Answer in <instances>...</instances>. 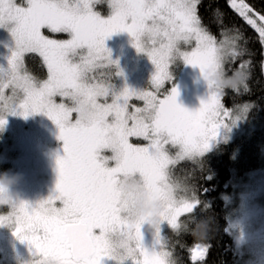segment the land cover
Here are the masks:
<instances>
[{"label":"snow or ice","instance_id":"snow-or-ice-1","mask_svg":"<svg viewBox=\"0 0 264 264\" xmlns=\"http://www.w3.org/2000/svg\"><path fill=\"white\" fill-rule=\"evenodd\" d=\"M198 3L111 0V13L105 18L93 11L91 0H27L24 6L16 0H0V28H6L15 41L8 66L0 67V113H19L25 118L44 113L58 126V138L63 141L53 195L32 206L4 198L0 188V203H11L14 208L18 204L12 214L0 217V226L13 227L17 239L28 243L30 264H103L105 259L114 264H176L172 253L163 250L161 227L153 233L152 249L144 247L141 222L125 219L117 185L121 177H142L153 196L166 201L161 224L166 222L177 234L193 232L200 221L194 210L205 202L198 198L196 186L180 187L185 195L178 199L171 170L180 162H191L202 172L203 158L219 143L221 132L231 131L241 118L231 119L232 111L222 103L227 88L213 91L209 85L208 98L196 111L177 103L175 86L162 97L159 92L165 82H171L170 62L176 58L198 67L207 81L210 74L221 72L227 78L231 64L242 53L235 40L231 50L225 51L228 42L218 43L201 25ZM231 7L264 42V15L255 13L244 0H232ZM42 29L68 33L70 39H49ZM118 32L129 33L136 50L155 65L154 91L127 86L116 91L114 84L89 82V73L105 66V61L115 66L116 76H123L105 46V40ZM192 41L191 51L180 52L181 42ZM28 52H38L46 62L48 78L43 82L24 70L23 57ZM243 86L248 87L247 83ZM6 88L11 89L10 96L3 95ZM232 91L238 93L240 85ZM57 96L69 99L71 106L57 103ZM109 96L112 103L98 102ZM132 97L145 103L128 113L127 101ZM83 105L90 109L87 119L81 116ZM73 112L77 114L74 121ZM5 123L0 118V129ZM132 137L148 143L133 144ZM185 214L192 216L181 221ZM206 252V248L194 250L192 259Z\"/></svg>","mask_w":264,"mask_h":264},{"label":"rangeland","instance_id":"rangeland-1","mask_svg":"<svg viewBox=\"0 0 264 264\" xmlns=\"http://www.w3.org/2000/svg\"><path fill=\"white\" fill-rule=\"evenodd\" d=\"M16 2L24 6L27 0H16ZM91 2L93 3L94 12L105 18L110 15L109 4L111 0H91ZM231 2L232 0H228L230 7ZM100 6H102L103 10L105 9L104 14L98 9ZM233 10L235 11V9ZM254 12L258 13L255 10ZM42 32L49 39H70L68 33L51 32L48 29H42ZM118 40L119 45L115 44ZM105 46L111 52V59L118 61L119 70L123 72V76H116L117 70L115 66L105 61V66L95 69L93 73H89L90 83H111L114 84L116 91L121 90L125 86L135 91H154L151 85V77L155 73V65L145 53L136 50L129 33H114L105 40ZM194 46L195 41L190 44L181 42L179 49L180 52L191 51ZM14 48L15 41L11 33L6 28H0V67L6 68L8 66V57L11 56ZM27 55H35L39 58L45 69L43 80H38L40 79L38 76L33 78L38 82L46 80L48 78V69L43 57L38 52L25 53L24 57ZM76 59L78 61L79 57ZM176 61L181 64L180 74L176 79L172 77L171 82H165L164 85L168 84L167 92L170 91L172 86H175L179 92L177 103L181 106L188 105L185 109L189 111H196L201 106V102L208 98L209 88L207 82L198 67L185 64L182 58H176L171 61L169 71L172 63ZM110 71H113L116 77L111 80L104 78ZM187 84H196V89H199L200 92L191 101L183 102L184 99H188L190 96L188 94L185 97L181 93ZM161 89L159 95L162 97L166 93L162 92ZM3 95L10 96L11 89H4ZM55 100L57 103H65L71 106V101L65 97L57 96ZM98 102L112 103L113 98L109 96L105 101L103 97H100ZM144 103L143 100L135 97L130 98L127 101V112L132 113L137 108H143ZM2 108L3 102L0 100V110ZM231 111L233 113L231 119L240 116V121L231 128V131H222L219 143L213 145L209 152L213 151L217 145L244 133L246 125L243 108ZM76 115L75 112L72 113L73 121ZM0 118L6 121L3 128L0 129V147L2 145V149L0 148V176L7 174L9 177H18L16 183L9 187V191L13 194L14 199L36 206L39 202L46 200L55 193L58 180L56 161L58 157L64 155L63 141L58 138L60 130L44 113L30 114L26 118L19 113L15 115L0 113ZM111 119L109 117V120ZM130 142L138 145L148 143L142 138L136 137L130 138ZM171 151L175 152L174 149ZM105 155H111V153L106 152ZM172 181L175 183L173 179ZM227 186L230 187L229 195L223 196L229 207L226 230L232 238L234 251L241 264H264V165L260 169L244 174L239 179H233ZM177 198H182L180 193L177 194ZM57 206H59V202H57ZM16 209H18V204L14 208L11 203H0V217H7ZM185 215L181 216L180 220ZM173 231L176 230L168 228L167 233ZM13 232V227L0 226V264H30L32 254L28 243L21 242ZM164 243L168 246L167 241ZM171 259L173 260L172 257ZM103 264H114V262L105 259Z\"/></svg>","mask_w":264,"mask_h":264},{"label":"trees","instance_id":"trees-1","mask_svg":"<svg viewBox=\"0 0 264 264\" xmlns=\"http://www.w3.org/2000/svg\"><path fill=\"white\" fill-rule=\"evenodd\" d=\"M253 10L264 15V0H244ZM105 13L102 6L98 8ZM197 15L201 25L214 35L218 43L227 41L226 47L231 50V42L235 40L237 50L242 55L230 66L228 77L235 78L244 73L240 91L226 89L222 103L230 110L243 108L245 125L244 133L219 144L203 158V171L194 168L191 162H180L171 170V177L178 188L184 185H195L197 195L205 204L198 205L194 210L196 217L203 220L211 217L213 230L204 237L190 233L177 234L168 232L167 245L176 264H241L237 257L231 236L227 233L229 207L223 196L229 195L227 186L234 179L263 167L264 154V45L259 34L248 25L229 5L228 0H199ZM24 68L32 77L43 80L45 69L35 55L24 57ZM171 76L176 79L181 71L179 61L172 63ZM113 71L104 78H115ZM247 83V89L243 84ZM168 84L162 92L167 93ZM245 106L247 110L245 111ZM6 147V146H5ZM2 149V145L0 147ZM2 171H4L1 168ZM210 179H205V176ZM208 191L205 193L203 189ZM180 197L185 194L182 191ZM191 193H189V197ZM264 204V198H263ZM187 214L181 221L190 219ZM195 228V226H194ZM207 246V257L200 263L191 262V251L195 245Z\"/></svg>","mask_w":264,"mask_h":264},{"label":"clouds","instance_id":"clouds-1","mask_svg":"<svg viewBox=\"0 0 264 264\" xmlns=\"http://www.w3.org/2000/svg\"><path fill=\"white\" fill-rule=\"evenodd\" d=\"M228 50L226 47L225 51ZM243 80L241 74H237L235 78H226L221 72L210 74L206 82L208 86L211 85L213 91H216L221 88L236 87L242 84ZM81 116L84 119L90 116V109L86 105L81 106ZM17 179L18 177H9L7 174L0 176V188L4 190L2 193L4 198H14L9 187L15 184ZM117 189L124 202L125 219L130 223L141 222V226L147 225L154 233L161 226V214L166 211V201L154 197L145 186L143 178L138 175L121 177ZM212 230L213 221L209 217L196 223L193 233L207 237Z\"/></svg>","mask_w":264,"mask_h":264},{"label":"flooded vegetation","instance_id":"flooded-vegetation-1","mask_svg":"<svg viewBox=\"0 0 264 264\" xmlns=\"http://www.w3.org/2000/svg\"><path fill=\"white\" fill-rule=\"evenodd\" d=\"M115 44L119 45V40L115 42ZM197 85L196 84H187L184 87V90L181 92L185 97H187L188 94H190L188 99H184L183 102H188L191 101L193 98H195L198 95V92H200L199 89H196ZM188 105H183L182 107H187ZM161 235L162 237L164 236V241H166L167 238V230L168 228H171L170 226L167 225L166 222L161 224ZM142 236H143V240L142 243L144 245L145 248H148L149 250L152 249L153 245H154V235H153V231H150L148 229L147 225L142 226ZM165 244V243H164ZM165 250L169 251V247L165 245ZM170 252V251H169Z\"/></svg>","mask_w":264,"mask_h":264},{"label":"water","instance_id":"water-1","mask_svg":"<svg viewBox=\"0 0 264 264\" xmlns=\"http://www.w3.org/2000/svg\"><path fill=\"white\" fill-rule=\"evenodd\" d=\"M204 248H206V249L208 250L207 246H205V245H203V244L195 245V246L193 247V249H192V251H191V262H192V263H200V262H202V261L205 260V258L207 257V252L205 253V255H204L203 257H198L196 260H193V259H192V256H193V252H194V250H197V249H204Z\"/></svg>","mask_w":264,"mask_h":264}]
</instances>
